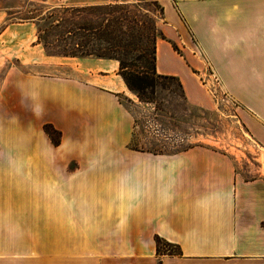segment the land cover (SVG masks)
Here are the masks:
<instances>
[{
    "label": "crops",
    "instance_id": "crops-1",
    "mask_svg": "<svg viewBox=\"0 0 264 264\" xmlns=\"http://www.w3.org/2000/svg\"><path fill=\"white\" fill-rule=\"evenodd\" d=\"M149 1L164 8L157 72L203 105L208 66L264 146V0ZM1 37L71 71L14 67L0 88V264H264V175L218 148L135 146L118 60L50 56L31 21ZM158 237L181 252L158 254Z\"/></svg>",
    "mask_w": 264,
    "mask_h": 264
},
{
    "label": "rangeland",
    "instance_id": "rangeland-1",
    "mask_svg": "<svg viewBox=\"0 0 264 264\" xmlns=\"http://www.w3.org/2000/svg\"><path fill=\"white\" fill-rule=\"evenodd\" d=\"M104 4H124V21L128 17L154 20L159 27L164 15L162 5L149 0H0V88L7 72L14 67L50 75H69L71 71L67 64L56 59L41 58L36 49H29L24 43L2 39L8 25L35 23L38 41V29L45 26L38 18L50 9L60 5ZM128 47L124 48L123 58L125 54V58L132 60L137 52L129 51L130 48L126 51ZM26 56H30V62L24 64L21 58ZM197 78L205 96L203 105L188 101L177 80L171 79L148 87L146 100L130 88L120 96L134 116V145L160 153L199 145L218 148L235 158L246 177L263 176L264 146L253 136L244 108L224 90L208 66L198 71Z\"/></svg>",
    "mask_w": 264,
    "mask_h": 264
},
{
    "label": "trees",
    "instance_id": "trees-1",
    "mask_svg": "<svg viewBox=\"0 0 264 264\" xmlns=\"http://www.w3.org/2000/svg\"><path fill=\"white\" fill-rule=\"evenodd\" d=\"M38 19L45 24L38 29V42L48 55L119 60L120 75L142 100L147 99L148 87L166 79L177 80L185 94L179 77L157 72L156 42L166 38L162 30L154 20L128 17L124 21V4L60 5ZM125 46H129L126 51L130 48L129 51L137 52L132 60L125 58V54L123 58ZM46 130L59 142L50 125H46ZM156 242L158 254L181 252L180 246L164 239L158 237Z\"/></svg>",
    "mask_w": 264,
    "mask_h": 264
}]
</instances>
